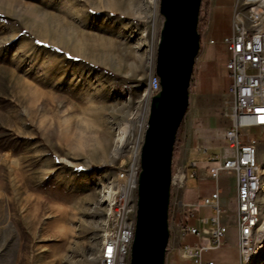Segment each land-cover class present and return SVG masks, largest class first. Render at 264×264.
I'll return each instance as SVG.
<instances>
[{"label":"rangeland","instance_id":"1","mask_svg":"<svg viewBox=\"0 0 264 264\" xmlns=\"http://www.w3.org/2000/svg\"><path fill=\"white\" fill-rule=\"evenodd\" d=\"M162 25L159 0H0V264H98L108 201L119 193L136 200L137 186L123 188L120 174L135 169L144 140ZM202 67L199 53L195 78ZM192 115L193 103L178 138ZM243 132L258 141L264 226V139ZM219 140L204 136L199 146L231 156ZM178 142L172 228L184 187L216 186L190 177V162L202 157L185 162ZM218 180L232 224L234 175ZM235 236L228 226L230 247ZM249 264H264V245Z\"/></svg>","mask_w":264,"mask_h":264},{"label":"built area","instance_id":"2","mask_svg":"<svg viewBox=\"0 0 264 264\" xmlns=\"http://www.w3.org/2000/svg\"><path fill=\"white\" fill-rule=\"evenodd\" d=\"M221 43L229 54L224 67L230 80L228 93L233 103L231 124L224 140L232 155L208 156L207 177L217 183L223 173L234 175L239 263L249 264L264 245V240L258 239L263 226L258 204L263 177L258 141L243 132L255 129L259 131L255 136L264 139V0H243L237 4L231 19V34ZM209 44L214 42L209 41ZM149 90L151 98L159 91L157 79ZM135 161L134 170L129 168L120 174L123 188L129 180L133 182V188L137 186L140 149L135 154ZM108 207L109 223L100 241L98 264H130L136 200L132 201L127 193H119L110 198ZM201 210H207L209 216H202ZM224 214L217 187L209 197L183 205L177 222L183 241L177 247L179 257L190 264H214L213 261L205 262L203 255L221 248L228 230L223 221ZM193 220L196 225L191 224ZM187 237L196 241L184 243Z\"/></svg>","mask_w":264,"mask_h":264},{"label":"water","instance_id":"3","mask_svg":"<svg viewBox=\"0 0 264 264\" xmlns=\"http://www.w3.org/2000/svg\"><path fill=\"white\" fill-rule=\"evenodd\" d=\"M202 0H159L163 25L155 75L159 91L150 100L137 175L130 264H165L169 230L173 151L189 107V87L201 37Z\"/></svg>","mask_w":264,"mask_h":264},{"label":"crops","instance_id":"4","mask_svg":"<svg viewBox=\"0 0 264 264\" xmlns=\"http://www.w3.org/2000/svg\"><path fill=\"white\" fill-rule=\"evenodd\" d=\"M242 1L243 0H209L207 6V20L201 36L200 50L201 56L203 57V67L202 70L196 74V78L193 71L189 87V104L193 103V115L186 125L185 133L179 138L178 133L176 136V138L183 143V146H181V154L182 149L185 148V162H190L189 160L192 156L196 158L202 157L201 160L194 158L193 161L190 162L191 165H193L190 177H193V179H196L198 182L212 181L207 177V167L209 166L208 156H222V153L218 152L207 154V148L201 149L199 140L204 136H219V145L221 149L227 148L224 134L231 124L233 101L228 93L230 80L227 77V71L224 67V64L229 59V54L223 47L221 40L230 36L231 19L234 8ZM209 41H213L214 44H209ZM194 79L195 81H193ZM221 110L223 111L220 112ZM204 153L205 155H202ZM218 181L213 189H200L197 187L185 189L184 187L183 195L179 202L180 212L183 205L195 204L199 199H202L200 197H209L216 187L220 190ZM202 211L203 210H201L200 213H202ZM180 217L181 213L177 212L173 218L174 227H169L170 232L172 233L174 231L176 235L175 241H173L171 245L172 248L170 246L171 239L169 238L165 264H190L189 261L181 259L177 252L178 245L183 243L180 228L177 225ZM223 221L227 226L233 225L236 230L235 201L232 224H229L224 217ZM192 224L196 225V222L193 220ZM235 237L236 239L231 242L233 244L230 247V242L226 240L225 235L222 239L221 248L216 251L205 253L203 255V260L205 262L213 261L214 264H240L237 251V231ZM195 241V238L187 237L184 243L192 244Z\"/></svg>","mask_w":264,"mask_h":264},{"label":"trees","instance_id":"5","mask_svg":"<svg viewBox=\"0 0 264 264\" xmlns=\"http://www.w3.org/2000/svg\"><path fill=\"white\" fill-rule=\"evenodd\" d=\"M206 20H207V5L204 8L200 7L199 21H198V33H199L200 37H201V35L204 31V28L206 26ZM178 152H179V142H178V139L176 138V142L174 145V151H173V160H175V158L177 157ZM191 169L192 168L189 166L187 168L186 172L191 171ZM191 178H193V177H191ZM186 179L187 178H185V182H186ZM200 198H203V197H200Z\"/></svg>","mask_w":264,"mask_h":264},{"label":"bare ground","instance_id":"6","mask_svg":"<svg viewBox=\"0 0 264 264\" xmlns=\"http://www.w3.org/2000/svg\"><path fill=\"white\" fill-rule=\"evenodd\" d=\"M155 2H156V0H153V5H155ZM144 46H148L149 47V45L147 44H145ZM149 49H150V47H149ZM122 141V138H119L118 139V142H121ZM122 143V142H121ZM177 182V184L179 183H182V181H183V176L180 174L179 176H177L176 178H174V182ZM175 184V183H174ZM133 182L131 181V180H129V182H128V188H133ZM259 241H263L264 240V226H262V229H261V234L259 235Z\"/></svg>","mask_w":264,"mask_h":264}]
</instances>
